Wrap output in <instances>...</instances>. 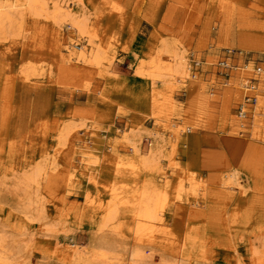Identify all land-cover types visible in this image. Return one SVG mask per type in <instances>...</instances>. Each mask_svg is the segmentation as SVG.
Masks as SVG:
<instances>
[{
    "label": "rangeland",
    "instance_id": "374dc122",
    "mask_svg": "<svg viewBox=\"0 0 264 264\" xmlns=\"http://www.w3.org/2000/svg\"><path fill=\"white\" fill-rule=\"evenodd\" d=\"M56 1L86 20L89 37L112 64L105 71L69 60L67 42L85 40L44 17L25 15L0 39V231L22 246V264H76L75 251L85 264L101 240L122 264L134 262V250L143 264H263L264 76L232 69L220 75L216 66L227 59L264 69V0ZM163 44L190 61L183 83L169 78L158 56ZM153 72L174 89L152 85ZM239 76L249 95L234 88ZM152 91L171 95L170 125L184 128L178 139H168L163 119L150 118ZM123 130L144 153L155 150L168 183V201L152 224L137 219L138 205L112 194L124 190L101 141L108 134L119 155L131 156L118 145ZM91 133L100 168L87 173L78 161ZM187 172L203 180L198 207ZM27 204L37 216L23 214Z\"/></svg>",
    "mask_w": 264,
    "mask_h": 264
},
{
    "label": "bare ground",
    "instance_id": "6f19581e",
    "mask_svg": "<svg viewBox=\"0 0 264 264\" xmlns=\"http://www.w3.org/2000/svg\"><path fill=\"white\" fill-rule=\"evenodd\" d=\"M47 2L48 1L46 0H19L14 5L11 3L3 5L0 2V39H5L8 33L11 32L14 28L16 27L18 28L22 26L23 25L22 22L24 21L23 18L25 15L44 17L45 19L47 20L50 19L55 24H58L64 28H67V27L71 28L74 33L81 36L82 39L85 40V42L80 41L81 43H79L78 45H76L75 43L76 41H79L78 39H76L74 42H71L73 40L70 39V41L67 42V46H64L65 48L64 52L67 53L66 57L69 58V60H73L80 64H90L99 70L101 68L104 69L105 66L106 68L107 67L109 68V65L112 64L110 63L111 59L105 58L103 56L104 53L102 54L103 50H102L101 45L98 42L96 43L94 40L91 39V37H89L88 35L89 32L87 30L88 23L86 22V20L84 21L83 19H79L75 17L71 11L66 9V7L63 4H61L62 2L60 1L58 2L56 0H52L50 2V5ZM158 56L159 58H161L162 62H166L169 65V74H170L169 78L173 79L176 83L177 82L183 83L190 77V74H191L190 61H188V59L185 58V56H182L181 54H177V53L173 54L169 52L167 46L164 44L159 48ZM104 61H106L107 64H105ZM196 64L212 66L213 64L215 65L216 63L196 62ZM106 68L104 69L105 71L107 70ZM166 68H167L166 70L168 71V67ZM230 69L238 70L239 74L242 76L244 75V73L256 71V69H254L252 65H242L240 67H235L231 65ZM149 78H150L152 85L160 83L162 86H169V88L174 89V86L170 85L171 81H168L166 76L160 72L151 73ZM240 87L244 89V85H240ZM238 88L239 87L237 86L235 89H238ZM152 93H153V99H152L153 105L152 106L154 107V111L150 118L152 120L163 119L164 122L167 124L165 126L167 128L165 134H167L168 139L170 141L174 139H178V137L184 133V128L179 124L175 127L170 125L171 124L170 114H171V111L175 107L173 100L171 98V95L165 94V93L158 94L153 91ZM241 108H243L241 117L244 118L246 117L248 110L245 108L244 105L241 106ZM166 110H168V112H165ZM252 114H253L252 115L253 117L256 116V112H253ZM71 129L72 127L71 126L69 127L68 125L66 129L62 130V132L59 133L58 139L62 142L63 140L65 141L66 138L70 135ZM126 132L123 130L118 135L119 136L118 138L121 140V142L118 145H121V146L123 145V150H125L128 153H131V156H127V154L126 156L119 155L117 152L118 150L115 147L117 145V142L114 143L110 139V135L108 134L104 135L101 141L104 144V147L107 148L106 150H110L112 154L111 159L113 161L111 162L114 165H116V176H117V179L120 180L119 183L122 187L120 190H124V192H120V193L112 191V194L114 195V197H118L120 194H122L123 196H125V201H127L128 204L129 202H134L136 205H138V209H139L137 216H136L137 219H139L143 223L145 222L146 224L147 223L152 224V220H153L152 218H154L155 215L160 214L162 212L164 206L166 205L168 201L167 199L168 183L165 182V176H163L161 172V169L159 167L160 165L157 164L156 161L154 160L155 150L149 149L148 152L144 153L134 143L132 139H130L127 135H125ZM88 137L91 138L88 144L82 145L80 147L82 149L81 153L83 154V157H81L78 162L83 164L87 173L97 172L100 168L99 166L100 162L98 160V156L96 155V151L98 150V148H96V145L99 142L95 138L94 133L89 134ZM55 151H53V153ZM52 156H51V153H48L47 154L48 158L47 157L46 158L49 159L50 161L53 160L52 162H54V159L51 160ZM197 174L188 173L187 181L190 184L189 193L191 196H193V199H194L193 205L198 207L199 206L198 201H197L198 199H196L195 196H196L198 188L202 186L203 180L199 178ZM144 175H145L146 180H144V182H142V185H141L139 181L143 178ZM181 188H182L181 185H179L175 193L176 195L179 193V190H181ZM203 190H204V195H205V188ZM122 202H124V200ZM125 205L126 204H124V206ZM34 210H35V206H31L27 204L23 208V214L28 218L30 217L31 219L32 217L37 216V215H33L35 213ZM140 225L142 226V223ZM162 226H163L162 224H159V228H158L161 233L163 232ZM1 231H4V230H1ZM1 231H0V264H22V261H23V260L21 261L22 246H15L11 242H8V240H6L7 235L4 236L5 232H3L4 233L3 234ZM144 231L146 233L154 234V227H146ZM75 255L77 256L76 261L78 262L76 264H79V261L83 262L82 256L80 253H78V251L77 253L75 251ZM130 255L132 256L131 258L134 259V262L131 264H143L144 263L145 259L143 260L144 256L141 255L140 250H134L130 253ZM92 256L93 258H91L90 261H88V259L84 260L85 264H122L120 256L115 254L113 252V249L110 243L108 244L104 240H101L99 242L98 249L96 250L95 253H93ZM167 262L168 261L162 260L161 264H167ZM169 262H171V260ZM254 262L255 260H253L252 263L257 264L256 262L255 263ZM24 263L26 264V262Z\"/></svg>",
    "mask_w": 264,
    "mask_h": 264
},
{
    "label": "built area",
    "instance_id": "2783aa9c",
    "mask_svg": "<svg viewBox=\"0 0 264 264\" xmlns=\"http://www.w3.org/2000/svg\"><path fill=\"white\" fill-rule=\"evenodd\" d=\"M194 65H196V62H194ZM264 65V64H263ZM220 71L218 72L220 75H225V76H228V72L230 71V67H231V63L228 62L227 59L225 60H222V61H219V63L217 64L216 66ZM256 68V73L257 74H263L264 76V69L262 70L261 67H255ZM261 70V72H260Z\"/></svg>",
    "mask_w": 264,
    "mask_h": 264
},
{
    "label": "crops",
    "instance_id": "0c3cea01",
    "mask_svg": "<svg viewBox=\"0 0 264 264\" xmlns=\"http://www.w3.org/2000/svg\"><path fill=\"white\" fill-rule=\"evenodd\" d=\"M235 67H240V66H235ZM253 68H254V67H253ZM254 69H255V68H254ZM260 71H261V70H260ZM238 74H239V72H238ZM239 75H240V74H239ZM241 81H242V80H241V77L239 76V79L236 81V83H238V84H237L238 87H239L238 89H239V90H240V89L244 90V91H243V94H248V92H249L250 90H252V89L247 87L248 84L244 85V89L241 88V87H240V85H242V84H241ZM236 87H237V86H234V88H236ZM248 95H249V94H248ZM258 107H259V106H257V108H258ZM258 109H259V108H258ZM255 112H256V111H255ZM259 115H260V114H259V112H258L256 116H259ZM254 121H255V119L253 120V122H254Z\"/></svg>",
    "mask_w": 264,
    "mask_h": 264
}]
</instances>
